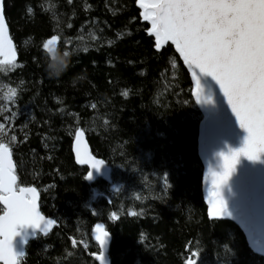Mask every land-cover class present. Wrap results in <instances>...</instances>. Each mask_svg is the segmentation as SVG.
Here are the masks:
<instances>
[{
    "label": "trees",
    "instance_id": "obj_1",
    "mask_svg": "<svg viewBox=\"0 0 264 264\" xmlns=\"http://www.w3.org/2000/svg\"><path fill=\"white\" fill-rule=\"evenodd\" d=\"M140 12L136 0H4L20 67L0 72V139L18 186L36 187L41 213L57 221L27 241L21 264H98L97 222L110 264H264L233 220L208 216L190 74L171 43L155 48ZM54 34L73 53L55 79L42 51ZM78 129L110 168L108 182H87L74 162Z\"/></svg>",
    "mask_w": 264,
    "mask_h": 264
},
{
    "label": "snow or ice",
    "instance_id": "obj_2",
    "mask_svg": "<svg viewBox=\"0 0 264 264\" xmlns=\"http://www.w3.org/2000/svg\"><path fill=\"white\" fill-rule=\"evenodd\" d=\"M136 3L142 10V20L150 24L147 33L155 38V48L159 50L171 42L191 70L196 102H209L203 96L197 76L199 70L219 85L239 126L247 132L242 147L219 153L220 172L209 168L208 216H224L226 201L222 189L235 172L241 156L250 161L264 156V0H136ZM28 11L32 9L29 7ZM60 40L57 34L47 38L42 43V51H51ZM17 67L20 65L16 46L5 21L4 0H0V72ZM16 95V89L9 87L3 99L12 101ZM124 95L127 96V92ZM91 107L96 108V105ZM0 134L7 135L4 123H0ZM83 136L82 130L75 132L77 162L99 171L105 162L88 152ZM11 141H16L15 135L11 136ZM85 179H92V171L87 172ZM17 180L12 147L0 139V205H3L0 264H21L25 253L18 254L13 248V239L20 235L19 228L37 229L47 236L57 223L41 213L37 188L19 187ZM111 218L118 219L115 213ZM95 233L100 248L96 260L105 264L104 249L109 233L100 223L95 225ZM198 256L199 253H192V257ZM187 264H197V260L189 258Z\"/></svg>",
    "mask_w": 264,
    "mask_h": 264
},
{
    "label": "water",
    "instance_id": "obj_3",
    "mask_svg": "<svg viewBox=\"0 0 264 264\" xmlns=\"http://www.w3.org/2000/svg\"><path fill=\"white\" fill-rule=\"evenodd\" d=\"M173 47L175 48L174 45ZM186 67L190 74L194 92L195 82L192 79L191 70L187 65ZM197 76L203 90V96L206 101H209L198 103L203 113L199 125L198 141L199 153L203 164L202 187L208 203V191L211 187L209 168L214 172H220L222 170V160L219 153H226L229 148L239 149L242 147L247 132L239 126L219 85L212 77L200 73L199 70H197ZM83 143L87 146L88 152L91 154L85 135L83 136ZM75 149L76 142L74 134V139L71 143V152L74 162L80 165L76 159ZM83 166H86L87 172L92 171V179L86 180L87 182H92L98 177L107 182L109 181L110 168L106 164L99 171L91 169L87 165ZM222 194L226 201V214L221 217L233 220L242 229L249 246L256 252L264 254V156L258 161H250L241 156L239 163L236 165L235 172L223 187ZM1 206L3 208V205ZM2 214L3 212L0 215ZM97 223L103 224L101 222ZM97 223L93 225L91 233L99 248V243L95 240V225ZM18 231L20 235L13 239V248L19 254L24 253L27 241L32 239L36 233H39V230L26 227L19 228ZM40 234L44 235L43 233ZM109 242L110 236L107 238L104 249L105 264H110L107 255ZM99 253L100 248L97 254H93V257L96 259ZM97 262L99 264V261Z\"/></svg>",
    "mask_w": 264,
    "mask_h": 264
},
{
    "label": "clouds",
    "instance_id": "obj_4",
    "mask_svg": "<svg viewBox=\"0 0 264 264\" xmlns=\"http://www.w3.org/2000/svg\"><path fill=\"white\" fill-rule=\"evenodd\" d=\"M46 59V72L49 78H59L67 71L71 64L73 53L68 49H61L57 44L51 51L44 50Z\"/></svg>",
    "mask_w": 264,
    "mask_h": 264
}]
</instances>
